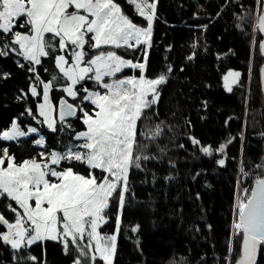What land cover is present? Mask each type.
<instances>
[{
	"label": "snow or ice",
	"instance_id": "6c2138e0",
	"mask_svg": "<svg viewBox=\"0 0 264 264\" xmlns=\"http://www.w3.org/2000/svg\"><path fill=\"white\" fill-rule=\"evenodd\" d=\"M125 2L134 6L133 14L143 18V25L125 14L117 0H0V63L13 59L29 74L24 96L42 102L37 113L27 108V114L53 133L67 130L69 136L61 150L48 148L43 137L34 139L44 150L27 158L0 146V243L10 246L19 264H46L28 251L46 241L61 245L72 264H115L118 240L128 229L125 212L134 197L130 175L156 159L148 154L150 146L170 129L159 120L156 106L172 66L153 75L149 64L158 0ZM254 5L248 10L254 29L250 39L264 59V0H254ZM129 54L134 58H126ZM45 61L54 71L44 67ZM260 73L264 75V67ZM11 75L0 69V80ZM241 77L233 70L223 75L227 92H233ZM54 91L62 93L58 105ZM68 118L79 121L82 130ZM39 131L23 130L13 121L8 130L0 129V140L19 141ZM235 139L213 146L189 137L194 158L197 152L210 159L219 154L214 162L221 167ZM261 161L251 168L241 161V175L252 182L237 197L222 264H257L264 256V157ZM110 223L113 231L103 232ZM130 231L138 233L140 225Z\"/></svg>",
	"mask_w": 264,
	"mask_h": 264
},
{
	"label": "trees",
	"instance_id": "16d2710c",
	"mask_svg": "<svg viewBox=\"0 0 264 264\" xmlns=\"http://www.w3.org/2000/svg\"><path fill=\"white\" fill-rule=\"evenodd\" d=\"M117 2L135 23H145L133 14L134 6L125 0ZM254 7V0H158L149 64L153 75L172 66L156 106L159 120L170 129L157 145L150 146L148 154L156 159L145 162L143 170L133 169L130 175L134 197L125 212L128 229L118 240L115 264H222L228 255L241 161L251 168L264 157V136L260 135L264 132L260 73L264 59L250 39L254 29L248 17V10ZM118 51L125 54L124 49ZM193 52L195 58L189 60ZM126 58L134 57L129 54ZM44 67L54 71L47 61ZM0 69L12 73L0 80V129L8 130L15 120L23 130L37 127L48 148L61 150L69 140L67 130L53 133L25 111L31 108L37 113L42 102L40 97L24 96L29 74L16 67L13 59L0 63ZM229 70L242 73L231 93L223 86V75ZM41 74L48 77V73ZM125 74H133V70ZM52 95L57 104L62 93L54 91ZM152 119L155 122V117ZM70 122L77 131L82 130L79 121ZM191 136L213 146L236 137L227 148L226 166L214 162L219 154L210 159L197 152L194 158ZM34 139L37 136L0 140V146L8 147L18 158H27L44 150L32 142ZM137 224L140 231L131 232L130 227ZM102 231L111 233V223ZM28 251L46 264H72L56 242L33 245ZM14 256L10 246L0 243V264H19ZM263 263L264 256L258 257L257 264Z\"/></svg>",
	"mask_w": 264,
	"mask_h": 264
},
{
	"label": "built area",
	"instance_id": "2783aa9c",
	"mask_svg": "<svg viewBox=\"0 0 264 264\" xmlns=\"http://www.w3.org/2000/svg\"><path fill=\"white\" fill-rule=\"evenodd\" d=\"M263 148H264V143H263ZM263 154H264V149H263ZM260 163H262V161ZM257 171H259V170H257ZM251 182H252V178H250L248 176H242L241 173H240V168H239V171H238V180H237V187H236V199H235V202H234L233 214H232L233 222H234V219H235L236 200H237V197L242 195V191H241L242 188L249 187V185L251 184ZM231 232H232V229H231Z\"/></svg>",
	"mask_w": 264,
	"mask_h": 264
},
{
	"label": "rangeland",
	"instance_id": "374dc122",
	"mask_svg": "<svg viewBox=\"0 0 264 264\" xmlns=\"http://www.w3.org/2000/svg\"><path fill=\"white\" fill-rule=\"evenodd\" d=\"M15 122H17L16 120H15ZM29 128V127H28ZM30 135H35V136H37V139H39V138H41V137H43L39 132L38 133H36V134H30ZM29 135V136H30ZM23 138H26V137H22V138H20V139H23ZM44 138V137H43ZM19 139V140H20ZM45 139V138H44ZM37 146H39V145H37ZM39 147H41V146H39ZM42 148V147H41Z\"/></svg>",
	"mask_w": 264,
	"mask_h": 264
},
{
	"label": "water",
	"instance_id": "95a60500",
	"mask_svg": "<svg viewBox=\"0 0 264 264\" xmlns=\"http://www.w3.org/2000/svg\"><path fill=\"white\" fill-rule=\"evenodd\" d=\"M264 67V66H263ZM262 83H263V87H264V75H263V79H262ZM263 93H264V90H263ZM58 105V103H57ZM58 110V109H57ZM69 120L73 119V118H68Z\"/></svg>",
	"mask_w": 264,
	"mask_h": 264
},
{
	"label": "flooded vegetation",
	"instance_id": "af4514ba",
	"mask_svg": "<svg viewBox=\"0 0 264 264\" xmlns=\"http://www.w3.org/2000/svg\"><path fill=\"white\" fill-rule=\"evenodd\" d=\"M257 262H258V260H257ZM264 264V263H263Z\"/></svg>",
	"mask_w": 264,
	"mask_h": 264
},
{
	"label": "bare ground",
	"instance_id": "6f19581e",
	"mask_svg": "<svg viewBox=\"0 0 264 264\" xmlns=\"http://www.w3.org/2000/svg\"><path fill=\"white\" fill-rule=\"evenodd\" d=\"M236 199V198H235Z\"/></svg>",
	"mask_w": 264,
	"mask_h": 264
}]
</instances>
